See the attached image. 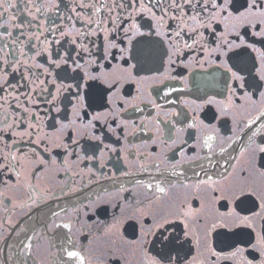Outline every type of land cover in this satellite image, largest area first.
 <instances>
[{
  "label": "flooded vegetation",
  "instance_id": "obj_1",
  "mask_svg": "<svg viewBox=\"0 0 264 264\" xmlns=\"http://www.w3.org/2000/svg\"><path fill=\"white\" fill-rule=\"evenodd\" d=\"M261 149L264 0H0V264H264Z\"/></svg>",
  "mask_w": 264,
  "mask_h": 264
},
{
  "label": "snow or ice",
  "instance_id": "obj_2",
  "mask_svg": "<svg viewBox=\"0 0 264 264\" xmlns=\"http://www.w3.org/2000/svg\"><path fill=\"white\" fill-rule=\"evenodd\" d=\"M223 10L226 11V10H227L226 7H225V9H223ZM261 151L264 152V149H261ZM221 226H222V225H221ZM169 242H170V238H169ZM164 247L167 248V243L164 245ZM67 255H68L69 258H71V257L76 256L77 253H75V252H68ZM168 259H169V262H170V264H171V258L169 257Z\"/></svg>",
  "mask_w": 264,
  "mask_h": 264
}]
</instances>
